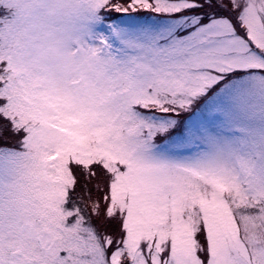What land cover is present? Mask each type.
<instances>
[{
    "label": "snow or ice",
    "instance_id": "obj_1",
    "mask_svg": "<svg viewBox=\"0 0 264 264\" xmlns=\"http://www.w3.org/2000/svg\"><path fill=\"white\" fill-rule=\"evenodd\" d=\"M0 264H264V0H0Z\"/></svg>",
    "mask_w": 264,
    "mask_h": 264
}]
</instances>
